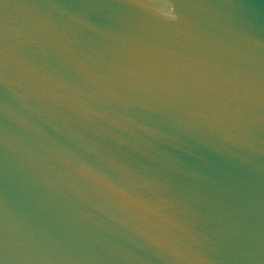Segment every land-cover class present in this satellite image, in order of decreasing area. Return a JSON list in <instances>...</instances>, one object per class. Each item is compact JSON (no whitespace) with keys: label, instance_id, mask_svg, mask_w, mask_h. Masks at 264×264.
Instances as JSON below:
<instances>
[{"label":"water","instance_id":"obj_1","mask_svg":"<svg viewBox=\"0 0 264 264\" xmlns=\"http://www.w3.org/2000/svg\"><path fill=\"white\" fill-rule=\"evenodd\" d=\"M0 264H264V0H0Z\"/></svg>","mask_w":264,"mask_h":264}]
</instances>
